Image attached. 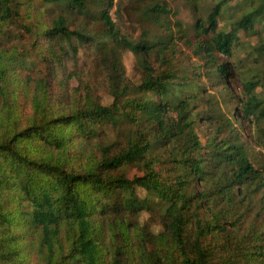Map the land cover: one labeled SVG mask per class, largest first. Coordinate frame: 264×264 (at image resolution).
<instances>
[{
	"label": "trees",
	"instance_id": "trees-1",
	"mask_svg": "<svg viewBox=\"0 0 264 264\" xmlns=\"http://www.w3.org/2000/svg\"><path fill=\"white\" fill-rule=\"evenodd\" d=\"M120 1L0 0V264H264V155L250 159L216 98L211 114L196 111L204 89L176 65L183 41L206 76L230 74L220 55L232 56L240 31L259 33L264 0H238L236 18L232 0H212L192 37L167 0H135L136 43L111 18L115 6L122 19ZM183 1L197 13L202 0ZM83 43L109 103L76 70ZM121 49L136 56L138 82ZM240 59L243 114L263 121L264 36Z\"/></svg>",
	"mask_w": 264,
	"mask_h": 264
},
{
	"label": "rangeland",
	"instance_id": "rangeland-1",
	"mask_svg": "<svg viewBox=\"0 0 264 264\" xmlns=\"http://www.w3.org/2000/svg\"><path fill=\"white\" fill-rule=\"evenodd\" d=\"M237 1L238 0H232L230 3V5H232L231 8H225V10H227L228 17L236 18L238 16V14L235 13L237 11L236 7H234V4ZM167 2L169 3V6L178 13L176 18L182 21L184 27L186 26L185 28L188 32V36L192 37L191 27L195 24L196 18L200 15L206 17V14L210 10L214 1H199L197 13H194L189 5H187L183 0H167ZM136 4L135 0L120 1L121 14L123 16L119 22L116 14V7L114 6L110 11L112 20L116 21L120 25L121 34L132 43H136L139 40L143 29L141 21L144 17H141L140 13H135ZM57 13L58 10H56L54 15H57ZM83 22L86 24L85 27L88 30L87 33L95 34L96 31L100 29V24L92 21L91 19L84 20ZM83 26L84 25L82 24L81 28H83ZM77 27L78 22L72 25L71 29H75ZM226 27L227 26L224 24V20L219 19L217 23V30ZM255 29L259 32L258 34L253 35V33L244 34L242 31L239 32L241 42L240 45L233 50L231 57L220 55L221 60L229 64V70H231L230 74L220 77L217 73L211 71L209 73V77L206 76V70L201 67L203 62L198 56L190 51L189 47L186 46L183 41L179 42L176 65L178 66V70H184L189 77L191 76L194 78V75L195 81H193V84L195 85L196 83L200 88L202 87L204 89V91L200 90V92L197 93L199 94V102L197 101L196 111H204L205 114H211V111L214 109L213 103L216 98L218 103H221V109L227 114V116L233 119L238 131L241 132L242 141L245 142L248 147L250 159L253 162H263L262 155H264V146L260 144V140H264V120L254 122L251 117L246 118L244 116L242 109L243 103L246 101V97L242 85L243 81H241L243 69L236 68L241 64V62H239V60H241L240 58H244L245 55L251 51L252 47L257 44L258 36H264V19L255 25ZM159 30L160 29H157V31ZM119 54L128 77L135 82H138L139 67L136 56L129 49H121ZM96 55L97 52L95 49L90 47L88 43L79 44L76 70L78 71L79 69L78 72H81L84 79L88 80L90 85L96 88V91L101 96L102 101L104 103H109L111 101L110 96L105 91L104 86L99 84ZM65 67H67V72L74 69L72 62L67 63ZM77 71H71L69 73V79L72 82L77 81ZM256 91L262 98H264V87H258ZM210 94L213 96L212 99L209 97ZM206 99L210 100L211 103H206V107L204 108L203 103ZM196 130L201 142L205 144L212 132L211 125L207 124L206 119L201 117L197 120ZM227 133L228 131L224 130V132L220 133V138H225ZM128 171L130 175L141 174L142 165H128ZM137 193L141 197L146 195L145 190L142 188H138ZM147 217L148 214L143 212L141 215V221H145ZM152 229L157 231L160 227L152 226Z\"/></svg>",
	"mask_w": 264,
	"mask_h": 264
}]
</instances>
